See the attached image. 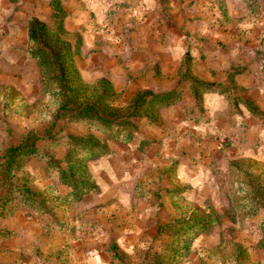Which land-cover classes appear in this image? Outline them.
<instances>
[{"label": "rangeland", "instance_id": "obj_1", "mask_svg": "<svg viewBox=\"0 0 264 264\" xmlns=\"http://www.w3.org/2000/svg\"><path fill=\"white\" fill-rule=\"evenodd\" d=\"M51 1L0 0V173L3 155L29 133L51 137L39 145L45 160L28 158L7 180L29 197L0 204V264L168 259L175 234L165 225L195 219L209 227L177 264H264V210L229 212L233 162L251 163L264 187V0H58L84 82H110L116 106L144 91L180 95L155 107L153 122L135 119L130 143L105 141L108 154L87 162L96 191L77 201L53 163L65 166L69 136L98 133L56 119L28 53L29 22L53 26ZM194 81L229 93H205L196 103ZM7 188L0 180V194Z\"/></svg>", "mask_w": 264, "mask_h": 264}, {"label": "trees", "instance_id": "obj_2", "mask_svg": "<svg viewBox=\"0 0 264 264\" xmlns=\"http://www.w3.org/2000/svg\"><path fill=\"white\" fill-rule=\"evenodd\" d=\"M51 2L55 17L52 27L37 19L28 24V53L40 72L43 92L57 104L56 119L85 123L98 133L69 136L65 166L53 163L56 164L59 182L71 189L69 196L71 200L77 201L83 195L96 191V184L88 171L87 162L108 154L105 141L112 139L130 143L137 130L135 119L146 117L153 122L157 118L154 108L167 107L179 100L180 95L174 90L162 93L144 91L135 94L124 106H116L117 93L110 82L100 79L86 83L81 78L75 65L79 47L72 46L64 39L62 15L57 19L61 14V7L58 0ZM191 92L196 103H200L205 93L226 94L229 90L214 84L194 81ZM233 102L236 105L242 104L253 116L260 114L250 99L234 96ZM46 134L47 130L43 135L29 133L19 145L11 147L3 155L5 161L1 166L4 168L1 170L0 180L9 188L0 194L2 206L18 194L29 197L27 187L19 185L15 188L7 180L11 179L13 170L21 167L23 161L28 158L39 157L45 160V157L39 155V145L51 138ZM139 148H142V144ZM48 165H52L50 160ZM250 167L251 163L245 161H235L231 165L230 175L235 191L230 196L229 212L235 216L252 217L264 210V187L259 176ZM208 227V220L201 222L200 219L165 225L164 230H171L175 234V241L166 252L168 259H160L157 256L148 259L144 264H177L180 253L188 249L193 239Z\"/></svg>", "mask_w": 264, "mask_h": 264}]
</instances>
